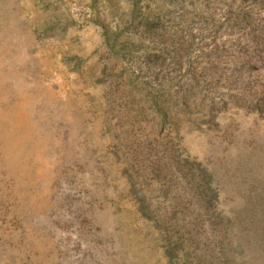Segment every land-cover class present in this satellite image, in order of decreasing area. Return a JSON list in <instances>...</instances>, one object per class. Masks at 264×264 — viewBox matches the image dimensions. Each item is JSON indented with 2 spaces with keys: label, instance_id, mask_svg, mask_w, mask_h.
<instances>
[{
  "label": "rangeland",
  "instance_id": "rangeland-1",
  "mask_svg": "<svg viewBox=\"0 0 264 264\" xmlns=\"http://www.w3.org/2000/svg\"><path fill=\"white\" fill-rule=\"evenodd\" d=\"M172 147L214 213L264 192V0H0V264H170Z\"/></svg>",
  "mask_w": 264,
  "mask_h": 264
},
{
  "label": "trees",
  "instance_id": "trees-1",
  "mask_svg": "<svg viewBox=\"0 0 264 264\" xmlns=\"http://www.w3.org/2000/svg\"><path fill=\"white\" fill-rule=\"evenodd\" d=\"M166 152L161 158L158 151L151 153L152 171L141 175V180L144 182L154 174L157 182L162 183L159 193L167 199L172 197L171 210L163 211L151 195H142L139 202L142 216L154 222L170 264H264V192L259 186V192L242 194V207L231 213H214L212 208L223 190L216 174L178 159L174 148ZM176 174L180 183L175 184L173 191L175 180L171 179ZM182 191L190 193L196 208L187 210L183 206ZM188 219L195 222L187 223Z\"/></svg>",
  "mask_w": 264,
  "mask_h": 264
}]
</instances>
